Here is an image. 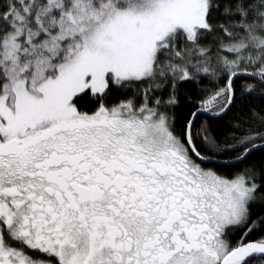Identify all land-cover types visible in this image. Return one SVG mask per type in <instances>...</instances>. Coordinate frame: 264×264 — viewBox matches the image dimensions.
I'll return each instance as SVG.
<instances>
[{
  "label": "snow or ice",
  "instance_id": "1",
  "mask_svg": "<svg viewBox=\"0 0 264 264\" xmlns=\"http://www.w3.org/2000/svg\"><path fill=\"white\" fill-rule=\"evenodd\" d=\"M0 264H264V0H0Z\"/></svg>",
  "mask_w": 264,
  "mask_h": 264
}]
</instances>
